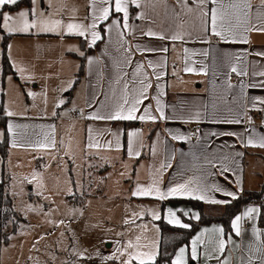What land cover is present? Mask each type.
<instances>
[{"label": "crops", "instance_id": "obj_1", "mask_svg": "<svg viewBox=\"0 0 264 264\" xmlns=\"http://www.w3.org/2000/svg\"><path fill=\"white\" fill-rule=\"evenodd\" d=\"M154 2L155 8H153ZM167 2L171 5L174 0ZM114 3L115 0H108L107 4L95 0L94 5L93 0H87L86 9L82 5V14L78 12L76 22L71 21L84 25L96 23L95 31L101 38L91 47L90 33L85 37L69 34L66 30L63 34L59 30L52 33L11 34L8 42V58L15 75H3L2 41L6 33L0 29V102L3 100L7 127L10 123L27 126L16 129L18 145H30L13 148V135L8 132L9 151L58 153L69 164L75 161L82 162L83 172L97 169L106 179L103 194L108 187L117 186L126 199L146 203L156 209L161 219L166 222L167 210L171 207L181 223L188 224L189 227L191 223H199L203 213L205 216H221L227 204L247 192L263 191L264 206V149L245 147L249 135L253 138L264 135V111L259 110L264 105L257 104V108L253 109L249 101H241L238 87L230 90L226 87V82L232 85L241 82V77L231 72V65L235 64L238 68H246L249 73L243 78L246 85L244 96L264 98V88L248 86L264 80L252 74L264 71V57L255 55L256 52L264 51V33H250L251 43H223L216 37L210 38V44L196 39L175 42L159 40L142 35V31L152 28L153 31L161 32L168 28L169 21L165 20L162 3L156 0H141L140 8L130 3L128 29L122 27L123 14L114 11ZM253 3L258 4L259 0H253ZM103 7L109 8L108 19L94 21V17L100 15V9ZM141 12L154 19L156 23H150L148 19H138ZM78 15L82 17L80 20ZM117 21L121 23H115ZM196 35L198 33L193 31V36ZM137 45L140 46V50L137 49ZM163 47L168 48L166 53L158 50L148 51ZM125 49L128 51L126 52ZM185 49L188 51L185 52ZM204 50L208 51L207 56L203 55ZM81 52L83 55L80 54ZM236 54L243 55V63L232 58ZM126 55H130L132 64L124 63ZM89 58L94 61L91 65L88 63ZM149 61L157 67L155 69L149 67ZM82 63L83 73L80 76L78 74ZM161 63L163 67L159 66ZM136 64H144L152 84V88L147 92L148 99L143 100L136 115L143 114L146 106H150L152 114L156 115V98H159L168 119H158L154 122L153 130L141 131L138 129V124L149 121H98L85 118L95 111L102 112L101 102H104L106 97H111L113 90L117 97L122 94V83L117 84L115 81L125 72L131 74ZM186 66L193 67L197 71L185 72L183 69ZM203 66H206V75L201 71ZM18 68H23V73L18 71ZM156 73L162 75L160 80L156 79ZM125 79H130V76ZM23 82L30 87L31 92H36V101L26 102L22 99L23 92L27 95ZM129 87L131 88L132 85ZM136 94L130 92L129 96L131 98ZM221 97H226L228 102L225 103ZM241 103L248 104V107L241 108ZM213 104H216V108H213ZM205 105H207L206 109ZM229 108L232 109L231 112L228 111ZM9 111L16 115L9 117L7 115ZM197 111L201 113L199 119L195 118ZM53 112L57 115L53 116ZM76 112H80V115L73 117ZM237 115L243 117V122L240 124L213 122L214 119H231ZM249 117L252 120L251 124L247 122ZM184 123L202 126L197 139H190L191 129L184 127ZM53 126L56 147L43 150L36 147L37 142H44L45 134H52ZM89 128L92 129L94 140L101 145L112 141L113 149H86ZM133 130L143 134V147L139 148L141 155L138 158L127 155V133ZM214 132L218 134L235 132L237 135L213 136ZM112 133L119 134L120 150H115L116 138ZM172 134L182 135L187 139L174 140ZM241 134L244 142L241 141ZM61 141L63 143H60ZM69 145L71 155L66 154ZM153 146L156 149L155 154L150 150ZM236 153L243 155L236 156ZM224 156H228L229 159L223 160ZM208 160L212 163H208ZM222 161L229 168V171L223 174H221ZM161 164H170L171 167L161 169ZM157 170L162 180L160 185L162 190H166L172 184L202 177L200 184L208 200L172 197L160 201L154 197H132L131 192L135 184L139 182L146 186L151 182L150 174L157 173ZM212 185H216L220 190L217 191ZM86 191L87 189L83 190L84 197L93 194ZM227 192L233 193V196L226 195ZM209 200L227 201V203L214 204ZM193 201L203 203V213L200 208L194 206ZM250 207L259 211L251 218L244 217V212ZM261 214V207L258 205H242L239 212L231 219L228 234L225 233L224 224L220 220L201 225L191 237L189 244L178 248L173 261L180 249L184 248L185 264H219L217 257L220 260L228 259L230 264H245L249 255L253 256V264H260L257 258L259 254L250 253L248 246L252 245L255 248L264 241V224L260 223ZM236 216L242 217L240 236L235 234L231 226ZM150 219L154 223L159 221ZM170 225L179 227L175 224ZM219 228L224 230L222 235L212 231ZM253 229L260 231L259 240L253 235ZM198 236L201 242L197 243V255L193 258V241ZM229 236L233 243H226L224 253H215L216 240L219 238L227 241ZM10 244L11 242L5 248ZM237 245L239 248L236 247ZM2 246L0 243V249Z\"/></svg>", "mask_w": 264, "mask_h": 264}, {"label": "snow or ice", "instance_id": "obj_2", "mask_svg": "<svg viewBox=\"0 0 264 264\" xmlns=\"http://www.w3.org/2000/svg\"><path fill=\"white\" fill-rule=\"evenodd\" d=\"M95 5V0H93ZM102 3L107 4L108 0H101ZM156 2L162 3L165 9V20L169 21L168 28L161 32L153 31L152 28H148L147 31H142V35L147 37L157 38L159 40H171L175 41H186L188 39H196L202 43H211L210 38L216 37L217 40L223 43H251L249 34L252 32L264 33V0H259L258 4H254L253 0H174L173 4H168L167 0H156ZM21 0H0V29H3L9 35L11 34H27V33H52L60 31L61 34L66 30L69 34H74L77 36L85 37L87 33L91 35V41L89 46L95 45L96 41L101 37L98 32L95 31L97 25L93 22L91 25H84L81 23L68 22L64 23L61 19H52L50 16H46L43 11H38V7L41 3V0H30L31 7L27 9H19L15 12L3 11L8 6H16L18 8ZM49 5L51 6L52 0H48ZM136 5L137 8L141 7V0H115L114 11L116 13H122V27L125 29L130 28L128 23L129 20V4ZM153 8H155V2L153 3ZM109 17V8L103 7L100 9V15L94 17L99 20H107ZM138 19H148L150 23H156V21L150 17H147L145 13L141 12L137 17ZM255 21V22H253ZM120 24V21L115 22ZM187 26V27H186ZM193 31L197 32L198 35L193 36ZM123 47V45H121ZM140 50V46H136ZM71 50V49H70ZM161 51L166 53L168 51L167 47L160 49H148V51ZM127 52L128 50L125 49ZM185 52L188 50L185 49ZM83 55V53H80ZM204 56L208 55V51L204 50ZM255 55L264 57V51L256 52ZM235 61L243 63V55L236 54L232 57ZM93 60L89 58V65L93 64ZM124 63L126 65L132 64L130 55H126ZM148 66L155 69L157 65L153 64L151 61L148 62ZM163 67V63L159 65ZM185 72H195L197 71L193 67L186 66L183 69ZM18 71L23 73V68H18ZM201 71L204 74H207L206 66L201 68ZM231 72L236 73L241 77V82L238 85H232L230 82H226L227 89H233L238 87L240 89L241 101L247 100L250 102L251 108H257V104L264 105V98L259 97H245L244 89L246 85L243 82V78L248 76L249 73L244 67L238 68L235 64L231 65ZM254 76H259L264 78V71L253 72ZM156 79L160 80L162 75L156 73ZM215 75V73H214ZM130 79H125L129 77ZM115 83H122V94L117 97L115 90H113L111 97H106L104 102H101V109L103 111H95L89 114L87 119L98 120V121H151L155 122L158 119H168L165 116L161 102L159 98H156V115L152 114L150 106L144 108L143 114L137 116L136 113L140 110L139 106L143 103L144 99H148L147 92L152 88V84L148 77L147 72L145 71L144 64H136L134 70L131 74L125 72L122 77H119ZM129 85H132L130 88ZM137 85L139 87L137 88ZM159 86V85H158ZM250 87H261L264 88V80H261L259 83L248 85ZM130 92L137 93L129 96ZM29 95H34L29 93ZM163 95V93H161ZM225 103H227L226 97H221ZM111 101V102H109ZM63 103V101H61ZM91 106V105H89ZM205 109L207 105L204 106ZM241 108H247L248 104L241 103ZM213 108H216V104H213ZM264 111V107L259 109ZM229 112L232 111L231 108L228 109ZM9 117L16 115L11 111L7 112ZM53 116L57 115L56 112L52 113ZM81 115L83 113L81 112ZM201 113L197 111L195 113V118L199 119ZM213 122L228 123V124H240L243 122L242 115H237L231 119L225 118L223 120H213ZM247 122L252 123L251 118L249 117ZM19 127H27L9 124L7 131L11 132L13 135L12 147H29L28 144H19L16 140L18 135L16 129ZM247 131V129H246ZM55 128L52 127V134L44 135V142H37L36 147L40 149H50L55 148L57 141L55 139ZM116 138L115 150H120V138L119 134L112 133ZM142 133L136 130L129 131L127 133L128 142H127V155L129 157L138 158L141 155L139 148L143 147ZM213 136L216 135H237L235 132H223V133H212ZM172 139L174 140H185L187 137L177 134H172ZM241 141H243V134H241ZM60 143H63L61 141ZM259 147L264 149V135L259 136L258 138H253L249 135L245 147ZM113 149V142L108 141L104 145H101L97 140L93 139L92 129H88V138L86 142V149ZM153 154H155V147L150 149ZM66 154L71 155L70 145L68 146V151ZM236 156H241L243 153H236ZM101 159H104L101 157ZM207 160V157L205 158ZM228 156H224L223 160H228ZM212 163L211 160L207 161ZM95 167V165H93ZM47 167V165L45 166ZM102 167V165L100 166ZM161 169L165 167H171V165L161 164ZM229 171L227 164H223L221 167V174ZM157 173H151L152 176L151 182L146 186L137 182L135 184L134 190L131 192L132 197H154L160 201L167 200L172 197H191L197 200H208V197L205 195L204 188L200 184V180L203 178L189 179L184 183H176L168 186L166 190L161 189L162 180ZM124 175V173H121ZM24 181L27 183H32L33 181L37 184V195H42V189L44 188L43 177L40 172H33L31 179L25 177ZM103 182V180L101 181ZM23 184V181L21 182ZM217 191L220 189L216 185H212ZM71 194V193H70ZM13 195H23V188L21 187L20 192L13 193ZM226 195L233 196V193L227 192ZM210 203H227V201L219 200H209ZM27 210L32 211L33 209L30 206H27ZM148 213L151 215L153 220H160L161 215L153 210L148 209ZM259 210L254 207L248 208L243 216L251 218L254 213H257ZM145 214L144 211L133 212L130 217L124 219L123 223L126 226H129V231H133L132 227L135 225L137 229H147V225H136V219L142 217ZM187 215V213H184ZM197 218H199L197 216ZM241 216H236L232 221V229L234 230L237 236L241 235ZM14 221L8 220V223H13ZM167 222L169 224H175L182 228H188V224H182L180 219L177 217L176 212L169 207L167 210ZM63 223V221H60ZM6 227V225H5ZM207 231V230H206ZM212 231L223 234V229H213ZM143 231L141 235H136L135 239H128L127 242L123 245L122 248H118L117 251L120 253V256L125 257L122 261V264H133V261L138 262V264H153L157 256L156 244L155 242L141 243ZM253 235L256 236L257 240L260 239L261 233L258 229H253ZM201 242V238L198 236L193 241L192 247V257L195 258L197 255L196 245ZM119 243V242H117ZM226 243H233L231 236L227 238V241L224 239H217L214 247L215 253H224L226 250ZM239 248V245L236 246ZM250 253H258V259L260 264H264V241H261L255 248L252 245L248 246ZM185 249L181 248L179 254L176 256L172 264H185L184 261ZM79 255H83L80 253ZM99 255V253H98ZM104 260H114L119 259L115 253L107 257H103ZM219 264H230L228 259L220 260L217 257ZM245 264H253V256L249 255L246 258Z\"/></svg>", "mask_w": 264, "mask_h": 264}, {"label": "rangeland", "instance_id": "obj_3", "mask_svg": "<svg viewBox=\"0 0 264 264\" xmlns=\"http://www.w3.org/2000/svg\"><path fill=\"white\" fill-rule=\"evenodd\" d=\"M86 4L87 0H52L50 6L48 0H41L37 10L52 19H61L66 24L75 21L76 14H82L81 7L83 5L86 9ZM80 16L79 20L82 18ZM23 86L27 95L23 92L22 99L26 102L36 101V92H31L24 82ZM2 140L3 131L0 128ZM5 168L9 177L8 191L16 211L25 222L20 225L19 233L12 237L11 244L7 248L1 247L2 264H122L125 257L120 256L117 249L122 248L128 239L134 240L136 235H141L142 231L141 243L154 241L159 252V227L152 222L147 211L156 209L146 203L126 199L117 186L108 187L103 194L106 179L97 169L86 173L83 172L82 162L69 164L58 153H25L18 150L9 151ZM33 172L42 174V195L36 194L35 181L30 184L24 181L25 177L31 179ZM2 175L3 160L0 158V180ZM21 187L23 195H13L20 192ZM84 189H87L86 193L93 194L84 197ZM27 206L33 210H27ZM140 211L145 214L136 219V225L148 227L141 230L133 225V231L130 232L129 226L124 225L123 221L133 212ZM113 253L119 259H103ZM133 264L138 262L133 261Z\"/></svg>", "mask_w": 264, "mask_h": 264}, {"label": "trees", "instance_id": "obj_4", "mask_svg": "<svg viewBox=\"0 0 264 264\" xmlns=\"http://www.w3.org/2000/svg\"><path fill=\"white\" fill-rule=\"evenodd\" d=\"M22 7L30 8V0H21L18 8L16 6H8L3 11H16ZM12 35L5 34L2 41L3 48V75L14 74L15 71L8 58V42ZM83 73V63L79 74ZM0 128L3 131V140L0 141V158L3 160V175L0 180V243L6 246L10 243L11 238L19 231L21 224L25 222L22 215L16 211L12 196L8 191L9 177L6 172L5 163L9 155V133L7 131V118L4 112L3 100L0 102ZM263 191L247 192L241 197L227 204L225 212L221 216H205L203 213L204 205L201 202L193 201L194 206L200 208L203 215L199 223H191L189 228L175 227L168 224L164 219L157 221L160 230L159 252L153 264H172L175 253L181 245L189 244L191 237L196 230L204 224L211 223L214 220H220L224 224L225 233L230 231V222L235 214H237L242 205H258L261 207L260 223L263 225L264 206L262 202ZM72 200V197H69ZM77 203V202H76ZM8 220L14 221L8 223ZM6 225V227H5Z\"/></svg>", "mask_w": 264, "mask_h": 264}, {"label": "built area", "instance_id": "obj_5", "mask_svg": "<svg viewBox=\"0 0 264 264\" xmlns=\"http://www.w3.org/2000/svg\"><path fill=\"white\" fill-rule=\"evenodd\" d=\"M80 115V112H76L73 117H77ZM184 127H187V128H190L191 129V133H190V139H197L198 138V134L199 132L201 131L202 129V126L201 125H193V124H190V123H184L183 124ZM155 127V123L154 122H140L138 124V129L141 130V131H151L153 130Z\"/></svg>", "mask_w": 264, "mask_h": 264}]
</instances>
